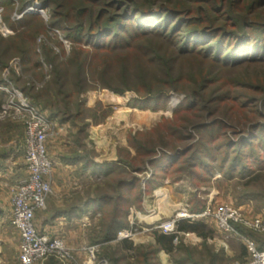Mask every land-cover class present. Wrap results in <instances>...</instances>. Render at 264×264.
I'll return each mask as SVG.
<instances>
[{"label":"trees","instance_id":"trees-1","mask_svg":"<svg viewBox=\"0 0 264 264\" xmlns=\"http://www.w3.org/2000/svg\"><path fill=\"white\" fill-rule=\"evenodd\" d=\"M40 1L51 10L49 21L26 14L17 26L23 34L42 35L59 47L60 55L46 44L22 54L23 70H33L44 81L41 90L32 86L28 91L36 93V104L41 103L38 93L44 92L51 108L45 113L54 122L83 121L86 113L102 122L106 113L96 121L98 107H85L83 95L92 90L122 95L135 89L140 97L131 99L129 107L152 111L166 109L172 92L185 95L171 118L149 130L155 135L153 144L136 139L142 133L130 137L134 156L125 148L113 163L64 157L107 183L106 190L87 196L99 214L96 244L116 241L112 264H159L161 251L176 264H221L222 254L207 242L199 250L181 240L183 233L212 236L205 219L178 221L174 235L154 231L155 244L134 246L117 237L130 228L131 210L141 209L144 196L165 178L179 182L187 174L197 188L227 182L239 188L244 202L264 199V0ZM0 5L6 11L14 6L11 0H0ZM57 32L70 44L66 56ZM45 65L52 67L47 80ZM128 83L135 87L117 85ZM148 84L152 88L140 93ZM206 204L192 193L190 212L201 214ZM233 227L264 250V236ZM47 264L61 263L51 259Z\"/></svg>","mask_w":264,"mask_h":264},{"label":"rangeland","instance_id":"rangeland-1","mask_svg":"<svg viewBox=\"0 0 264 264\" xmlns=\"http://www.w3.org/2000/svg\"><path fill=\"white\" fill-rule=\"evenodd\" d=\"M11 1L14 6L13 9H9L8 11H6L5 7L0 5V35L3 37L0 44V82L5 89L0 91L5 94L0 96V211H3L6 203H11L15 181L26 172V167L20 154L21 146H23L24 142V125L21 121L14 119L12 116H3L2 107L8 105L10 102V93L18 92L25 100L33 103L32 105H35L43 112L48 113L51 109L48 104L50 100H48V98L46 100L43 91L38 93L41 103L36 104L37 102L33 101V95L36 93L28 91L29 88L34 86L35 91L41 90L44 86V81L36 79V77H34L36 72L33 70L30 72L23 70L22 54H24L26 49H29L30 47V51H39L42 46L46 44L49 47H52L55 52L60 55L59 47H56L52 40H47L42 35L39 37H32L31 34L25 35V33L23 34L21 31V27H19V25L17 26V21L23 18L24 15H21L31 5L37 3L42 5L45 13L44 15L38 14V16H40L45 23L51 18V10L45 8L40 0H22L23 2H21V0ZM11 24H13L14 27H12ZM61 33L58 34L57 40H60L63 43L66 52L62 56H66L70 51V44L64 40V38H61ZM31 37L34 39H31ZM3 50L4 52L2 54L1 52ZM62 58L65 59L64 57ZM51 68L52 67L45 65V80L49 78L50 74L48 71H51ZM117 85L124 88L135 87L132 86L131 83L124 86L120 84ZM149 88H152V85L148 84L141 87L140 93L146 92L144 89L147 90ZM22 89L27 90L28 93H26L25 90L24 92ZM83 96L86 108L91 110L98 107L96 110V121L102 120L103 113H106L105 119L102 122H95V119L92 117L93 115L91 116V113H86V119L83 121L79 118H76L74 121L68 118V121L66 122H57L54 135L50 137L48 143V154L51 156L58 157L60 154L66 155L65 157L71 156L73 158H76V156H90L93 157L94 161L97 160V162L107 161L115 157L116 160L114 162H117L120 157V152H122L121 150L125 148L129 149L134 156L136 151L131 146L129 140L130 137L134 139L138 134L142 133V135L137 136L136 139H139L144 143L150 142L153 144L155 135H151L149 130L155 127L162 119L171 118L174 110L185 98L183 93L172 92L166 109L152 111L149 109L129 107L131 99L140 97L135 89L126 91L122 95L116 94L109 89H97L89 91ZM173 103H175L174 107ZM50 155L49 157L51 159ZM184 175L185 176L179 182H175L171 178H165L163 185L160 187L166 188V196L173 205L178 206L181 203L188 204L187 211H179L174 216L170 217V213L166 210L165 202L164 205L158 204L155 208L158 210L159 214H161V217L165 216L161 218L159 224L174 219L177 215L182 214L183 212L189 216L196 215L190 212L189 204L192 199V193H197L203 199H206L207 202H211L209 204L212 208H217L221 205H232L240 209L247 219H260L264 224V199L244 202L238 197L239 188L236 189L232 184L227 182H220L218 185H202L197 188V186L193 184L191 177L187 174ZM50 178H52V175ZM217 179H220V174L218 173L215 174L213 181L216 182L218 181ZM76 180L88 185L85 186L84 191L86 196H93L94 194H97V192H100V189L102 190V188L105 190L107 189V186H105L107 183H102L91 170L88 171V173H78L76 175ZM156 190L157 188L144 196V198L149 195L155 197ZM202 192H205V194H201ZM136 210L140 214L139 216L143 218V206L141 209L137 208ZM184 219L198 220L200 218L194 216L189 218L185 217L181 220ZM206 220H210L212 223L210 224V227L214 229H211L212 236L202 238L194 233H183L181 234V240L183 243L185 245L198 246V249L200 250L202 249V244L207 242V244L212 247L211 249H213L214 253L222 254L223 261L221 264H247L249 254L244 240L237 238L234 234H225L220 231L214 219L208 218L205 219V221ZM98 222L99 216L97 217V227L99 228ZM156 226H158V224L151 228L133 224L131 228H129L130 230L133 229L131 237L120 238L118 233L117 241L128 239L134 246L155 244L156 240L154 231H159L164 234L161 230L156 229ZM246 229L253 232V234L255 233L256 235L264 236V231L256 232L249 228ZM234 231L238 233L235 229ZM98 236L99 233H87V245L76 250L71 248L65 241L66 245L73 252L76 264H112L111 252L115 248L116 241L112 243L96 244ZM247 238L255 241L251 236H247ZM0 240L5 241L0 245V264H19L17 234L11 232L0 233ZM175 243H177V241H175ZM91 252H93L94 255L92 262H90ZM163 253L169 256V260L172 264H176L173 261L171 254L165 251H161L158 255L159 264H163ZM51 259L63 264L56 257H49L44 262L47 260V262H49ZM205 260L209 261V258H206ZM47 262L45 264H47ZM170 262H168V264H171Z\"/></svg>","mask_w":264,"mask_h":264},{"label":"built area","instance_id":"built-area-1","mask_svg":"<svg viewBox=\"0 0 264 264\" xmlns=\"http://www.w3.org/2000/svg\"><path fill=\"white\" fill-rule=\"evenodd\" d=\"M44 13L42 5L37 3L28 7L21 16L44 15ZM3 90H5L4 87L0 85V91ZM10 95V102L2 107V115L12 116L24 125L26 178L14 188L10 215V224L18 232L21 240L18 262L19 264H42L49 257H56L63 264H76L72 250L63 239L41 234L35 226L36 214L46 209L47 200L52 193L50 177L54 165L48 154V143L50 137L54 135L57 124L45 112L25 100L20 93L13 92ZM194 216L200 219L212 218L220 231L242 238L249 254L247 264H264V250H259L254 241L240 236L233 229V225L238 224L260 232L264 231L263 222L260 219H247L240 209L232 205H221L217 208L208 206L198 215L189 216L183 212L174 219L158 224L155 228L165 235H174L178 233V221ZM132 231L133 229L122 230L119 236L129 238ZM93 259L94 255L91 252L90 262Z\"/></svg>","mask_w":264,"mask_h":264},{"label":"crops","instance_id":"crops-1","mask_svg":"<svg viewBox=\"0 0 264 264\" xmlns=\"http://www.w3.org/2000/svg\"><path fill=\"white\" fill-rule=\"evenodd\" d=\"M23 146H21L20 154L25 165ZM65 156L66 155L63 154L58 155V157L51 156L55 165L51 178L52 194L47 200L46 209L36 214L35 226L39 233L52 238L57 237L64 239V241H66L71 248L76 250L87 245V233L99 232V228L97 227V217L99 214L95 213L92 207L89 206L88 197L84 194L85 186L88 185L80 183L79 180H76V175L78 173H88L90 170L83 169V165L81 163L72 164L71 162L63 161ZM115 160L116 159L114 157L107 161L98 162L111 163ZM95 162L98 163L97 160ZM25 178L26 172L24 175L17 178L14 187H16L17 184ZM166 192V188L160 187L155 191V197L149 195L144 198L143 218L139 216L140 214L135 208L132 209L128 217L130 228L133 224L147 226L149 228L159 224L161 218L165 216L161 217V214H159L155 207L158 204L164 205V202L167 208L166 210L170 213V217L174 216L179 211H187L188 204L181 203L178 206L173 205L171 201H169V198L165 196L167 194ZM209 203L211 202H207L206 207L210 206ZM10 215L11 203H6L3 211H0V233H16L18 239L17 248L19 251L21 240L18 232L10 224ZM206 223L209 225L212 224L210 220H206ZM4 242L5 241L0 240V245ZM162 257L163 264H168V262H170L167 254L163 253Z\"/></svg>","mask_w":264,"mask_h":264},{"label":"bare ground","instance_id":"bare-ground-1","mask_svg":"<svg viewBox=\"0 0 264 264\" xmlns=\"http://www.w3.org/2000/svg\"><path fill=\"white\" fill-rule=\"evenodd\" d=\"M174 104H175V103H173V107H174ZM171 107H172V106H171ZM166 195H167V194H166ZM166 195H165V196H166ZM167 198H168V197H167ZM163 199H164V198H163ZM163 199H162V200H163ZM168 204H169V203H168Z\"/></svg>","mask_w":264,"mask_h":264}]
</instances>
